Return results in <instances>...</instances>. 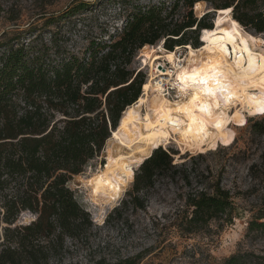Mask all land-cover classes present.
Here are the masks:
<instances>
[{
	"label": "trees",
	"instance_id": "obj_1",
	"mask_svg": "<svg viewBox=\"0 0 264 264\" xmlns=\"http://www.w3.org/2000/svg\"><path fill=\"white\" fill-rule=\"evenodd\" d=\"M197 1L202 0H175L170 7L166 1L137 4L116 38L92 40L82 53L53 58L17 39L0 42V225L6 224L8 242L0 245V264H46L64 249L66 238H89L94 224L69 182L101 155L123 112L141 95L145 81L132 67L137 52L161 40L170 50L197 47L199 31L213 26L205 22L209 13L195 15ZM207 1L216 9L232 7L238 22L264 32V0ZM180 3L184 12L175 18ZM90 5L77 0L68 14ZM263 123L264 117L255 128L261 131ZM176 167L171 153L158 147L141 164L124 203L144 208L139 192L152 187L161 170ZM186 205L191 213L183 233H195L212 220L233 222V197L219 182L212 193L189 194ZM25 211L36 218L12 228ZM249 229H264V207ZM143 258V253L100 257L94 264H141ZM222 264H264V255L240 252Z\"/></svg>",
	"mask_w": 264,
	"mask_h": 264
},
{
	"label": "rangeland",
	"instance_id": "obj_2",
	"mask_svg": "<svg viewBox=\"0 0 264 264\" xmlns=\"http://www.w3.org/2000/svg\"><path fill=\"white\" fill-rule=\"evenodd\" d=\"M75 1L0 0V42L14 40L16 44L18 40L53 58L82 53L92 40L116 38L124 28L128 11L135 5L166 1L170 7L175 0H79L91 5L68 14ZM212 8L207 0L197 1L194 13L198 18L209 13L205 22L213 25L216 13L208 12ZM183 12L180 3L175 18ZM244 28L264 46V32ZM140 50L132 67L146 81L150 71L148 66H142ZM173 50L179 55L186 52L177 46ZM165 93L170 99L177 96L175 87H167ZM228 110L231 121L213 140L201 142L181 134L176 135L178 142L171 139L160 146L171 153L177 167L161 170L153 186L139 192L144 208L124 203L131 198L134 178L115 203L104 206V218L99 221L100 206L90 198L89 188L73 176L69 187L89 212L94 226L88 230L87 240L66 238L64 249L46 264H94L100 257L115 260L138 253L144 254L141 264H222L225 258L240 252L264 255V229H249L250 221L264 207V123L258 125L261 131L255 128L264 112L251 114L241 97ZM104 150L80 175L87 177L90 171L106 163ZM140 166L135 167V177ZM218 182L233 197V222L224 218L212 220L195 233H183L184 218L191 213L186 205L188 195L199 191L212 193ZM35 218V214L25 211L11 226L26 225ZM5 226L0 225V245L4 246L8 244Z\"/></svg>",
	"mask_w": 264,
	"mask_h": 264
},
{
	"label": "bare ground",
	"instance_id": "obj_3",
	"mask_svg": "<svg viewBox=\"0 0 264 264\" xmlns=\"http://www.w3.org/2000/svg\"><path fill=\"white\" fill-rule=\"evenodd\" d=\"M200 41L197 47L178 45L177 49L186 51L182 55L167 49L164 40L146 44L140 50L142 66L150 71L141 95L127 106L107 140L106 163L87 177L76 175L89 188L92 201L100 206L97 220L103 221L104 206L115 203L135 178V167L176 135L196 137L201 142L213 140L229 125L228 109L238 97L253 115L264 109V46L233 17L232 7L217 9L213 26L201 29ZM193 69L202 70L212 87L213 77L226 85L227 95L206 98L202 89L197 93L199 102L189 104L190 90L178 76ZM169 86L176 88L174 99L165 93ZM203 103L210 105L208 111H200ZM185 105L190 111L176 110Z\"/></svg>",
	"mask_w": 264,
	"mask_h": 264
},
{
	"label": "snow or ice",
	"instance_id": "obj_4",
	"mask_svg": "<svg viewBox=\"0 0 264 264\" xmlns=\"http://www.w3.org/2000/svg\"><path fill=\"white\" fill-rule=\"evenodd\" d=\"M227 11H231V9H227ZM171 59V58H170ZM178 79H181L183 83H185L190 90L191 99L189 100V104L196 105L199 102V97L197 93L202 89L205 91V96L207 97H215L217 94L220 95H227L228 88L226 85L220 83V81L216 78H212L215 87L210 85V81L208 76L204 75L203 71L201 70L198 72L197 70L193 69L191 73L185 70L184 73L178 76ZM218 90V91H217ZM181 92L184 91L183 88L180 89ZM219 103H216V107H219ZM210 109V105L203 103L200 106V111H208ZM177 111H190V109L185 105L183 109L179 106L176 109ZM261 112H264V109H261ZM219 127V125H217Z\"/></svg>",
	"mask_w": 264,
	"mask_h": 264
},
{
	"label": "water",
	"instance_id": "obj_5",
	"mask_svg": "<svg viewBox=\"0 0 264 264\" xmlns=\"http://www.w3.org/2000/svg\"><path fill=\"white\" fill-rule=\"evenodd\" d=\"M208 12H217V9H214V8H212V9H210ZM200 18V17H199ZM112 133H113V130H112ZM106 144H107V142H106ZM105 147H106V145H105ZM105 147H104V149H105ZM75 176V175H74Z\"/></svg>",
	"mask_w": 264,
	"mask_h": 264
}]
</instances>
